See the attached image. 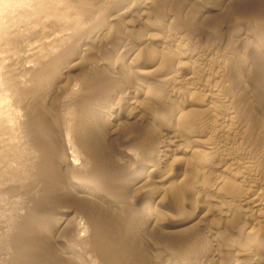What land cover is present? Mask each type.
<instances>
[{"label":"rangeland","instance_id":"374dc122","mask_svg":"<svg viewBox=\"0 0 264 264\" xmlns=\"http://www.w3.org/2000/svg\"><path fill=\"white\" fill-rule=\"evenodd\" d=\"M139 1L42 0L39 1L40 3L29 1L20 6L16 0H0V121L3 122H0V131L3 130L0 146L2 149L4 147L9 149L10 143H12V147L24 150L21 161H27L25 162L27 167L33 166L35 163L37 166L40 163L41 153L39 155L38 147L32 144V141L38 136V129L40 127L43 129L44 121L50 117H58L60 113H57L56 110L61 105L63 108L66 107L59 100V95L67 85V79L72 74L76 75L79 69L95 68L104 66L106 63L109 64H106L105 67L111 65L115 67L116 65V68L123 69L122 73H119L121 76L117 75L121 80L111 82L108 92L104 90L105 93L107 92V96L103 92L105 96L101 94L99 100L103 98L106 101L108 99L106 102L104 101V105H110L111 99L109 98L113 99L112 96H116L114 101L123 97L121 91L125 84L136 85L143 82L145 84L144 92L147 96L146 106L151 105L147 109H151L152 106L154 108L147 113L148 128L142 134L143 136H137L138 132L134 128H128L122 133L125 138H129L131 141L132 138L135 140L133 146L138 153L137 160H142L144 164H155L158 161L156 155L161 150L160 146L166 143L165 145L168 144L169 148L167 151L168 163H166L167 161L163 162V166L161 164L163 168H160L164 171L162 172L161 169L160 171L163 181L167 180L168 182L162 183V185L166 184L163 192L167 188V190L172 189L175 194L170 192L171 190L167 195L163 193L165 196L162 195L164 196L162 197L163 206L160 208L154 204L149 206V213L157 216L156 219L162 223V228L165 230L164 233L162 232V237H159L162 241L160 242L149 228L142 243L143 250L147 247L146 251L144 250L146 260L142 261L143 264H264V206L260 208V210L263 209L262 213L257 212V215L262 214L261 218L257 216L251 219L250 216L243 214L246 206L238 203L240 202L238 201L239 197H242L246 192H258L256 194L260 196L264 194V9L262 10L260 7L261 10H258V0H164L165 2L163 0H147L149 1L147 5L143 4L146 0ZM126 9L134 10L130 15H126L123 14ZM129 20L130 22H127ZM151 22L152 24H150ZM104 47L106 51H104ZM95 55L98 57L96 58ZM261 56L262 59H260ZM81 61L83 62L81 63ZM132 69H135L136 72H133ZM68 70H70L69 73ZM169 71H175L182 81L184 78L186 83L181 80L179 82L180 87L185 83V86L182 85V89L177 87L178 83L175 85L178 89L174 85H169L167 77L172 75ZM143 73L146 75L145 79L141 80L136 77ZM189 75L190 77L192 75V82ZM185 78L190 79L188 80L189 85ZM162 82L163 85L159 86V83L162 84ZM194 82L195 84H193ZM175 88L177 92H175ZM209 88L215 89L218 96L214 97L217 99L209 97ZM169 89L174 91H169ZM80 94L81 92L74 91L72 94H68V99L75 102ZM131 97H135V95L131 94ZM99 100H97L98 103L95 101V105L102 104ZM167 103L170 107L166 108ZM76 106L69 110L73 120L71 118L72 122H69L70 128L67 125L65 128L71 141L85 140L88 133L87 130L80 129L81 123L79 124V122L84 120L82 119L84 118L83 114L87 116L89 111H86L87 108L83 107L82 109L78 105ZM214 106L218 107L215 109ZM126 111L130 113L133 112V109L128 107ZM151 115L154 116V119ZM103 120L106 121L105 118ZM124 120V118L121 119L122 122ZM64 127L45 130L54 148L59 147L60 140L64 138H55L54 136L58 129L61 130ZM112 129L115 128L112 127L110 131ZM170 133L175 135L170 136ZM134 135L137 136V139ZM206 141L216 142L218 146L212 149L201 144L208 143ZM195 143L200 144L196 145ZM173 150L175 151L173 152ZM8 152L7 154H11ZM62 155L63 151L57 152L56 158L59 160ZM0 157V168H2L6 165L7 159L3 154H0ZM38 159L39 161H36ZM237 163L239 168L236 167ZM223 165L224 168H221ZM244 168L248 173L244 172L246 171ZM151 169V166H147L145 173L147 178H151L154 174ZM168 172L171 174H167ZM30 175L31 181L34 174ZM191 175L196 177H191ZM242 175L249 177L250 180L247 183L250 185H245L246 182H242L243 180L240 181ZM218 178L220 181H215ZM206 188L209 190L206 191ZM169 197H171L170 200H168ZM231 197L233 199L238 197V199L232 201ZM206 199H209L211 203L208 200L204 202ZM171 200H174V203ZM15 203L18 204L14 198L5 200V208L8 210ZM241 206L243 207L241 208ZM0 207L2 209H0V224L2 226L0 244L6 246V250L11 251L8 247L14 242L11 235L15 232L10 218L11 211L5 210L2 204ZM209 207L212 213L209 212ZM220 207H224V210H226L225 207H228V214L225 215L226 211L222 209L224 214ZM241 211L242 214H240ZM173 219L177 221L180 219L181 224L173 225ZM52 228L45 233L44 237L34 236L33 240L37 243L41 242L42 245L50 242V239L55 243L57 235L62 231H54ZM139 244H135L136 250L140 248ZM154 245L163 249V253L157 251ZM55 246V249L58 248ZM148 247H150L149 250ZM244 250L249 252L245 253ZM89 251L92 252L90 249ZM83 262L87 263L85 260ZM121 263L123 264V262ZM133 263L135 264L130 261L124 262V264ZM0 264H3L1 255Z\"/></svg>","mask_w":264,"mask_h":264},{"label":"bare ground","instance_id":"6f19581e","mask_svg":"<svg viewBox=\"0 0 264 264\" xmlns=\"http://www.w3.org/2000/svg\"><path fill=\"white\" fill-rule=\"evenodd\" d=\"M29 1H31V3H32V1L40 3L39 1H42V0H16L17 4H19L20 6H23L24 4L28 3ZM134 2H135V0H134ZM258 2H259V5H258L259 9L258 10L259 11L261 10L260 7H262V10H263L264 9V0H258ZM148 3H149V1L146 0V1H144L143 4L147 5ZM43 4H45V3H43ZM133 4H135V3H133ZM171 4H172V2H171ZM141 6H142V3H141ZM200 8H201V6H200ZM133 10L126 9L123 14H126V15L129 14L130 15L131 13H133L132 12ZM159 11H161V10H159ZM166 14H168V13H166ZM162 15H163V13H162ZM184 17H185V15H184ZM193 17H194V15H193ZM138 18H139V16H138ZM138 18H137V20H138ZM139 20H141V19H139ZM141 21H140V23H141ZM127 22H130V20ZM150 24H152V22ZM128 32H130V31H128ZM258 34H260V33H258ZM141 37H142V35H141ZM145 38H147V37H145ZM99 40H100V38H99ZM107 40H108V38H107ZM109 43H111V42H109ZM96 48H98V47H96ZM86 49H88V48H86ZM102 50H103V48H102ZM104 51H106V48ZM105 53H107V52H105ZM171 54H173V53H171ZM97 57L98 56H96V58ZM260 59H262V56ZM87 61H88V59H87ZM82 62L83 61H81V63ZM96 62H97V60H96ZM106 64L104 66H97L95 68H90V69H83V70L79 69L80 71L77 69L78 73L76 75L72 74V76H70L67 79V85L62 90L63 91L61 94L62 96L59 95L60 99L58 98L66 106V107H64L65 109L62 107V105H61V107H58V109L56 108L57 109L56 112L60 113L59 116L58 117L55 116L52 118L50 117L49 119H46L44 121L43 129L41 127L40 128L38 127L39 128L38 132H37L38 136L36 138H34V140L32 141L33 143L31 142L35 146L37 145L38 150H39V155L41 153L40 161H39V159L36 160V161L40 162V163L38 162L39 164L37 166H36V163L35 164L33 163L34 164L33 166L27 167L25 165L26 164L25 162H27V161H25V160H23L24 162L21 161V159H22L21 157L24 155L23 154L24 150L23 149H17L14 146L12 147L11 146L12 143H10L9 149L8 148L5 149V147L2 149L0 146V154H3L7 159L6 165H4L2 167V164H1L2 168H0V205L1 204L4 205V208H5V204H4L5 200L8 201L11 198H14L15 201L18 202V204L15 203L8 210L5 208V210L11 211L10 218H11V223H12L13 228H15V232H13V234L11 235L13 237L14 242L12 245H10L8 247L11 251L6 250V246H1V244H0V251H1L0 255H1V258L3 259V264H85V262H83L84 260L87 262L86 264H117V263H121V262H123V264H124L125 261L126 262H129V261L135 262V264H136V263H141L145 259L144 255L146 252H144V250L147 247L145 246L146 248L143 250L142 247L144 245H142V243L144 241V237H146V233L149 232V228L151 229L150 231L152 232V234L156 235V238L158 240H160L159 237H162V235H163L162 232L164 233L165 228H162V225H161L162 223H160L159 220L156 219L157 216L151 215L152 213L150 214L148 209H149V206L150 205L153 206V204H154V206H156L158 208L162 207L163 206L162 197H164L165 194L167 195L170 190H171L170 192H172V189H170L169 187H168V189H170V190H167V188L165 189L166 192L168 191L167 193L165 191L163 192L164 188L166 187L165 186L166 184L162 185V183L167 182V180L163 181L162 173H161V171H162L161 168H163V167H161V164L163 162L167 161V158H168L167 151H169V148L167 147L168 144L165 145L166 144L165 143V144H162L160 146L161 150H159L157 155H156V157H157L156 159L158 160L157 163H155V164L154 163L153 164H146L145 163L144 164L142 162V160L141 161L137 160V158H138L137 154L138 153H137L136 149H134V146H133L134 145L133 143L135 140H133V138H132V141H131V140H129V138H125L122 133H123V131L127 130L128 128H134L138 132V134H136L137 136H143L142 134L145 132V130H147L146 128H148L147 127L148 126L147 125L148 124L147 113H148V111H151L153 106L150 107L151 109H147V107L151 106V105L146 106L147 105V103H146L147 102V100H146L147 96H146V92H144L145 84H143V82L142 83L139 82L136 85L133 83H132L133 85L132 84L131 85L125 84L124 85L125 87H123V91H121L123 93V97L122 98L119 97V100L114 101L113 99L116 96H112V97H114L113 99L109 98V99H111L110 100L111 102H109L111 104L110 105H104L108 99L106 101L103 98L101 100H99L101 94H102V96H105V94L108 92L109 85L111 82H118L119 80H121L120 77H118L117 75L121 76L120 74L123 71V69H121L120 67L116 68V65H115V67H113V65H111L110 67L109 66L105 67ZM187 66H188V64H187ZM162 68H164V67H162ZM197 68H198V66H197ZM70 70H72V69H70ZM70 70H68V73ZM124 70H125V68H124ZM176 70H178V69H176ZM132 71L136 72L135 69H132ZM165 71H163V72H165ZM167 71H168V69H167ZM175 71L174 72L169 71V72H171L170 74H172V75L170 77H167V78H169V80L167 82L169 83V85H174V86L178 83L177 87L178 86L180 87L179 82L181 80L180 79L181 77L179 78V76L177 75V73H175ZM157 74L159 75V73H157ZM138 75L139 76H136V77H138L139 79H141V80L145 79L146 75H144V73L142 75L141 74H138ZM192 75L194 77V74H192ZM192 75H191V77H192ZM166 76H168V75H166ZM182 77H184V76H182ZM189 77H190V75H189ZM191 77H190V79L192 82ZM159 78H157V79H159ZM160 79L163 80L162 78H160ZM190 79H188V80H190ZM188 80H187V84L189 82ZM183 81H184V78H183ZM160 83H159V86L163 85V82H162V84H160ZM184 84H182V85L185 86ZM187 84H186V86H187ZM193 84H195V82ZM182 85H181V87H182ZM209 85H211V84H209ZM165 88H163V89H165ZM169 88H171V87H169ZM172 88H173V86H172ZM176 88H175V90H176ZM184 88H186V87H184ZM104 90L107 92L105 93ZM172 90L169 89V91H172ZM74 91L81 92L80 97L78 99H76L75 102H74V100L68 99V96H69L68 94H70V93L72 94V92H74ZM209 91H210L209 97L218 96L215 89L209 88ZM103 92L105 94H103ZM175 92H177V90ZM183 92H184V90H183ZM131 94H134L135 97H131ZM173 95L175 96V94H173ZM181 95H182V93H181ZM106 96H107V94H106ZM149 97H151V96H149ZM156 97H155V99H156ZM176 97H177V95H176ZM209 97H207V98H209ZM215 99H217V98H215ZM97 100L102 102V104L100 103L101 105H95L96 104L95 101L97 102ZM76 105H78L82 109H83V107L87 108L86 111L87 112L89 111L87 116H86V114H83L84 118H82V119H84V120H82V122L79 120L80 121L79 124L81 123L80 129H83V130L85 129L88 132L86 134L87 138L85 140L83 139L81 141H71L67 135L68 131L66 132V130H65L66 125L70 128L69 125L73 120L72 116H70L71 111L69 112V110H72L71 109L72 106L77 107ZM213 105H214V103H213ZM154 106H155V104H154ZM167 106H169V104L166 105V108H167ZM172 106H173V103H172ZM234 106H236V105H234ZM74 107H72V108H74ZM128 107L132 108L133 112L128 113L126 111ZM217 107L214 106L213 108L216 109ZM80 110H78V112ZM211 110H212V107H211ZM58 111H60V112H58ZM215 111L217 113V110H215ZM39 112L41 113V111H39ZM212 112L215 113L214 111H212ZM154 115H155V113H154ZM151 116H153V115H151ZM81 117H82V115H81ZM156 117H158V116H156ZM71 118H72V120H71ZM104 118L106 119V121H105L106 124L103 120ZM122 118L125 119L123 122L121 121ZM213 118H214V116H213ZM224 118H223V120H224ZM229 118H231V117H229ZM133 119H135V120H133ZM153 119H154V116H153ZM1 123H3V122H1ZM64 125H65V127H64ZM63 127H64V129H61V130L58 129L57 130V134H55L54 137L55 138H63L64 137V138H63V140H60V142L58 144L60 146L54 148L53 145L51 144L49 137L46 135L45 130L48 128H54L55 129V128H63ZM112 127L115 129L114 130L112 129V131H110V129ZM240 127H242V126H240ZM3 128H4V125H3ZM2 131H0V138L2 136L1 133H3ZM80 131H82V130H80ZM174 132L176 133L177 131H174ZM234 132H236V131H234ZM4 133H6V132H4ZM173 133L172 134L170 133V136L175 135ZM136 135H134V136H136ZM176 135H178V134H176ZM185 135H187V134H185ZM137 136H136V139H137ZM181 136H182V134H181ZM182 137H184V135ZM170 140H172L171 137H170ZM184 140H186V139H184ZM137 141H139V140H137ZM215 141H216V139H215ZM0 142H1V139H0ZM192 142H194V141H192ZM206 142H208V143H205V144L201 143V142L200 143L205 145L206 147H209L212 149L218 146V144L216 142H213V143H209L210 141H206ZM168 143H170V142H168ZM221 143H223V142H221ZM0 144H2V143H0ZM32 144H31V146H32ZM172 144H173V142H172ZM174 144H175V142H174ZM199 144L197 143L196 145H199ZM223 144H225V143H223ZM205 146H204V148H205ZM222 146H224V145H222ZM21 147H23V146H21ZM186 148H187V146H186ZM33 149H34V147H33ZM175 149H178V148H175ZM191 149H194V148H191ZM35 150H36V148H35ZM7 151H9L8 153L11 152V154H7ZM60 151H63V155L58 160V158H56V154H57V152H60ZM174 151L175 150H173V152ZM188 151L189 150L187 149V152ZM222 154H223V152H222ZM233 157H234V155H233ZM248 158H249V156H248ZM204 159L205 158H203V160ZM224 161H222V163ZM0 162H1V160H0ZM166 163H168V161ZM194 164H193V166H194ZM219 165H221V163ZM224 165L221 168H224ZM234 165H236V164H234ZM245 165H246V163H245ZM147 166H151L152 167L151 170L154 172V174L151 178H147V176L145 174L147 171L146 170ZM162 166H163V164H162ZM213 166H215V165H213ZM243 166H244V164H243ZM206 167H209V166L207 165ZM236 167L239 168L238 163H237ZM187 168H189V167H187ZM160 169H161V171H160ZM225 170H227L226 167H225ZM257 170H259V169H257ZM185 171H186V169H185ZM244 172L248 173L247 170ZM208 173H209V171H208ZM30 174H34L31 181L29 179V177L31 176ZM167 174H171V173L168 172ZM204 174H206V173H204ZM192 176L193 175H191V177ZM208 176H210V175L208 174ZM193 177H196V176H193ZM241 178L242 179H240V181L241 180H243L242 182L245 181L246 182L245 185L249 184V183H247V181L250 180L248 176L242 175ZM165 179H167V178H165ZM190 179H192V178H190ZM210 179H212V178H210ZM255 179H257V178H255ZM221 180H223V179H221ZM215 181H220V180L218 178L217 180L215 179ZM221 183H223V182H221ZM214 184H216V183H214ZM255 186H257V185H255ZM212 187H215V186H212ZM207 189L208 188H206L205 190L208 191L209 189L208 190ZM249 192H250V190H249ZM163 193H165V194H163ZM188 193H190V192H188ZM246 193H248V192H246ZM246 193L242 197H239V200H238V201H240L238 203H241V205L246 206L245 209L243 210V214L244 215L246 214V216H250L251 219L254 217H257V216L260 217L262 214L259 213L260 215L259 214L257 215V212L260 211L262 213L263 209L260 210V208H263V206H264V199H263L264 194H263V196H260V195L256 194L258 192L248 193V194H246ZM173 194H175V193H173ZM162 195H164V196H162ZM239 195H241V194H239ZM214 198H215V196H214ZM231 198L233 199V197H231ZM236 198L238 199V197H236ZM170 199H171V197H169L168 200H170ZM235 199H233L232 201H236ZM207 200L209 201V199H206L204 202H206ZM172 201L174 203V200H171V202ZM226 201H228V200H226ZM226 201H224V202H226ZM13 203H14V201H13ZM209 203H211V202L209 201ZM229 207H231V205H229ZM242 207L243 206H241V208ZM223 208L224 207H222L221 210ZM227 208L228 207H225L226 210L223 209L224 211H226V214L222 210V212H224L225 215L228 214ZM0 209H1V207H0ZM209 209H210V207H209ZM230 209L231 208H229V210ZM210 211H211V209L209 210V212ZM222 212H220V214H222ZM210 213H212V212H210ZM218 214H219V212H218ZM224 214H223V216H224ZM240 214H242V211ZM242 218H244V217H242ZM190 219H192V218H190ZM225 219H226V217H225ZM179 220L177 221V220L173 219L172 224L173 225L175 224L178 226L179 224H181V222ZM210 220H211V216H210ZM170 221H172V220H170ZM253 221H254V219H253ZM220 222H221V220H220ZM237 223H239V222H237ZM163 225H164V223H163ZM51 227H53L52 229L54 231L55 230H61L62 231L61 234L57 235V238L55 239L56 241L54 240L55 243L50 239V242L48 241V243H45V241H43L45 244L42 245V244H40L41 242L37 243L35 240H33L34 236L35 237L36 236L44 237L45 233H47L51 229ZM1 228H2V226L0 224V229ZM185 229H186V227H185ZM199 229H200V227H199ZM202 231L204 232V230H202ZM1 232H2V229L0 230V234H1ZM231 232H232V230H231ZM237 232H239V231H237ZM197 233H198V231H197ZM210 233H215V232H210ZM192 235H194V234H192ZM194 237L196 238V236H194ZM185 238H186V236H185ZM160 242H162V241L160 240ZM174 242L176 243V241H174ZM174 242H172V243H174ZM0 243H1V241H0ZM136 243L137 244L140 243L139 244L140 248L138 250L135 249ZM147 243H148V241H147ZM156 243H157V241H156ZM156 243H154V244H156ZM182 243H183V241H182ZM83 244L84 245L87 244L89 246L86 247L87 245L84 246ZM55 245L58 246V248H56L57 250L54 248ZM158 245H159V243H158ZM57 246H55V247H57ZM172 246H171V248H172ZM154 247H156V246L154 245ZM149 248L150 247H148V250H149ZM156 248H154V249H156ZM89 249L94 254L92 252L90 253ZM162 250L163 249H161L160 247L157 248V251H159L160 253L161 252L163 253ZM244 251H246L245 253L249 252L247 250H244ZM251 260H253V259H251ZM143 263L144 262H142L141 264H143Z\"/></svg>","mask_w":264,"mask_h":264}]
</instances>
